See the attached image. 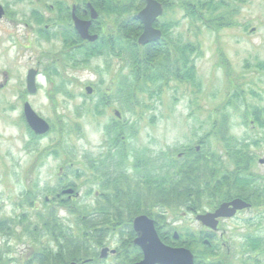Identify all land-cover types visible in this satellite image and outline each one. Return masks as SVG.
I'll return each mask as SVG.
<instances>
[{"label":"rangeland","instance_id":"rangeland-1","mask_svg":"<svg viewBox=\"0 0 264 264\" xmlns=\"http://www.w3.org/2000/svg\"><path fill=\"white\" fill-rule=\"evenodd\" d=\"M64 1L70 6L75 0ZM174 1V9L159 20L178 21L171 30L176 41L201 43L202 54L194 56L198 86L171 81L162 93H156L158 86L151 85L138 89L137 99L128 101L117 76L121 70L130 73V67L121 59L100 55L87 64H74L66 60L69 50L60 37H46L44 32L60 28L63 20L56 3L62 0H0L8 14L0 19V220L17 221L23 213L26 216L22 224H15L10 236L7 231L0 233V251L34 248L32 229L39 224L37 210L26 203L25 194L32 190L36 197L31 201L43 208L44 194L58 183L61 167L67 169L74 164L69 172L81 190L78 199L91 203L94 191L104 190L98 183H89V162L99 161L109 149L116 150L109 143V127H124V139L118 145L132 156L123 166L132 185L141 176L137 172L142 170V163L147 164L150 158L178 156L189 144L200 147L197 139L210 132L216 118L213 112L237 92L240 98L227 105L219 118L227 117L231 135L251 144L255 159L249 170L264 184V164L259 163L264 159V125L254 120L256 112L264 119V0H225L227 7L222 12L231 15L233 25L221 29H209L185 17L180 2L199 0ZM37 11L41 21L36 19L40 15ZM102 18L106 29L115 26L114 16ZM50 63L58 70L57 75L46 74L47 70L52 72ZM32 68L39 71L35 94H29L26 87ZM87 86L93 88L90 95ZM26 101L50 124L47 134L37 135L21 123ZM88 190H92L91 196H84ZM21 201L23 207L18 205ZM221 201L223 198L208 200L198 211L211 209ZM148 205L141 213L148 212ZM184 210L177 209L173 215L181 217ZM263 211L254 208L243 212L239 220L230 221L232 256L226 258L231 264H244L242 246L247 234L256 239L264 234ZM186 216L185 222L196 224L192 214ZM8 256L12 254L3 258Z\"/></svg>","mask_w":264,"mask_h":264},{"label":"trees","instance_id":"trees-1","mask_svg":"<svg viewBox=\"0 0 264 264\" xmlns=\"http://www.w3.org/2000/svg\"><path fill=\"white\" fill-rule=\"evenodd\" d=\"M102 16H114L116 22L114 27L105 28L97 25L96 33L98 38L94 42H87V47H77L75 53L68 54L67 61H73L74 64L86 63L94 56H112L119 58L124 66L130 67V73H124L123 70L117 76V80L122 90H126V99L135 101L138 89H149L151 85H157L156 93H162L171 81H178L197 85L195 55L202 54L200 42H178L171 36V30L178 25V21L168 20L160 23L158 20L155 25L163 32L162 39L158 42L149 43L145 46L138 44V37L143 32V22L137 17L138 12L145 6V0H89ZM164 6V14L174 9L176 1L158 0ZM87 3V0L84 1ZM180 7L185 12V17L191 22H202L209 29H221L233 25L231 15L226 11L227 3L225 0H199L197 2L182 1ZM70 18L69 13L64 14ZM37 21L41 17L37 15ZM69 29V27H67ZM72 28V27H70ZM61 32H44L47 38L51 36L60 37L66 48H71L74 44L82 42L75 29H69ZM78 51L80 53H78ZM82 54L79 59L78 55ZM128 65V66H127ZM52 72L46 71V74L57 75L58 70L53 68ZM198 86V85H197ZM57 89L58 86H55ZM60 90V88H58ZM232 96V95H231ZM238 92L232 96L225 105L213 112L215 119L212 122L210 132L197 139L200 144V150L189 144L184 147L182 156H168L155 158L154 171L147 173L142 177L145 179L144 185L149 187L154 197L155 203L162 204L167 211L175 213L177 209L183 207H198L208 200L216 201L220 198L230 200L240 197L251 201L254 204H261L264 201V184L262 180L252 175L249 168L255 157L250 150L251 144L246 140H240L231 135L228 126L229 119L219 118L227 105L235 103L239 99ZM54 99V98H53ZM101 113V112H99ZM254 120L262 126L263 118L259 112L254 113ZM264 115V114H263ZM21 123L29 130L24 117H21ZM124 127L119 124L113 125L107 129V134L111 135L109 143L112 145V152L109 149L106 157L99 159L98 163L93 160L89 162V169L93 170L90 175L96 177L112 205L104 207L99 206L92 209L90 214L87 209L76 207L75 215L96 216V217H134V215L143 211L142 207L135 204L134 193L130 186L128 176L123 171L121 161L126 159L127 151L121 150L119 142L124 138ZM221 136V137H219ZM176 149L175 152H177ZM226 154L227 156H224ZM160 159L161 161H156ZM100 163V164H99ZM80 177V172L76 175ZM90 179V177H89ZM141 179V180H142ZM106 182V183H105ZM138 186L141 185V181ZM107 184V185H106ZM120 185H126L120 188ZM92 190L87 194L91 195ZM26 203H34L32 190L25 194ZM210 202V201H209ZM35 204V203H34ZM147 212V211H146ZM149 212V210H148ZM37 223L49 226L46 232L52 234L54 221L45 225L46 219H40L36 214ZM26 217V216H25ZM46 217V216H43ZM57 216H53V218ZM82 223H85L82 221ZM95 224V221L91 223ZM35 224L32 234H38ZM6 226L0 222V233ZM251 242L245 243L242 247L253 250L264 249V237L252 238Z\"/></svg>","mask_w":264,"mask_h":264},{"label":"flooded vegetation","instance_id":"flooded-vegetation-1","mask_svg":"<svg viewBox=\"0 0 264 264\" xmlns=\"http://www.w3.org/2000/svg\"><path fill=\"white\" fill-rule=\"evenodd\" d=\"M84 1L75 0L70 6L64 0L56 3L60 11L59 16L63 20L59 24V30L56 32L65 31L69 27V29H75L79 34L73 19V15H76L82 20H91L89 32L97 34L96 22L104 26L102 14L94 7L98 13V17L92 19V4L89 0H87L86 4ZM63 2H66V4ZM52 7L54 8V5ZM3 8L5 13L0 19L8 16L7 9L4 6ZM37 12L40 14L39 11ZM67 13H69L70 18H66L64 15H67ZM38 16H41V14ZM45 27L47 29L46 25ZM80 38L82 39L81 36ZM87 42L90 41L82 39V42L68 48V53L77 52V50L73 51L77 47H87ZM78 53L80 52L78 51ZM180 154H183V152ZM130 155L127 153L126 159H122L121 161L123 171L124 161L132 157ZM181 156L179 155V157ZM103 157H106V155ZM95 162L98 163L97 160ZM259 163L264 164L260 162V159ZM69 165L70 167L67 169L64 166L60 168L58 183L51 187L49 194H44L43 205L45 206L43 208L40 205L36 206L37 201H33L35 204L32 203L31 205L32 208H36V214L41 216L40 219L47 220L45 225H49L50 222L54 221V232L52 234L46 232L49 226H44L43 220L42 224L39 223L36 226L39 231L38 234H32L35 244L33 245L34 248L3 249L0 251L1 264L2 260L3 264H167L171 257L180 254L181 251L174 253V255L168 254L166 256L165 249L156 244L151 226L147 222H142L140 226L135 225L136 218L142 215L152 220L154 231L163 246L177 250H189L193 256L192 264H231L229 259L226 258L229 255L232 256V248L229 241L232 240L234 234L230 229V221L239 220L243 212L251 211L254 208L264 210V201L261 204H254L244 199L250 204L249 207L238 209L232 216L216 218L217 224L215 227L205 224L198 218L202 214L215 213L223 203L234 199L232 198L230 200H223L218 204H213L214 206L211 209L203 212L195 210L194 207H184L185 210L182 216L176 217L172 211H167L162 204L155 203L154 197L151 194L152 189L150 190L149 187L144 185L146 181L142 177L154 171L155 168V158L153 157L150 158L147 164L146 162L142 163V170L140 169L137 172L139 175L141 174L138 182L130 185L134 193L135 204L140 207L149 204V212L138 213L134 217L99 218L89 215L78 217L74 213L76 207L87 209L86 211L92 214L94 212L92 209L99 206L107 207L112 205L113 202L106 199V194L100 190L94 191V200L91 203L78 199L81 196V190L76 185V181L70 178L69 169H73L74 164L70 163ZM92 171L90 170L89 173ZM133 171H136L135 168H133ZM89 181V183L93 182L96 185L98 179L90 175ZM139 181H141L140 186H138ZM98 186L101 185L98 183ZM122 186L120 185L121 189L125 188ZM70 189H72L71 193L68 192ZM84 196L89 197L91 195H88L86 191ZM18 205L23 207L24 202L21 201ZM62 211H65V216L61 215ZM187 214L194 216L196 224L193 223L194 221L188 224L183 220L187 218ZM55 215L57 216V220L56 217L53 218ZM25 218V213H23L22 218L17 221L13 219H1L0 222L6 226L7 236H10L12 231L15 230V224H22ZM251 220L253 219L251 218L246 221L250 222ZM82 221L85 223H82ZM94 221L95 224L92 225L91 223ZM26 229L27 227H25V233ZM253 236L247 234L243 245L246 242L250 243L253 240ZM260 236L264 237V234ZM38 245H41V247L38 248ZM242 253L246 256L243 260L244 264H264V249L253 250L244 248ZM8 254H12V257L8 256V260L4 259L3 257ZM185 255L187 257V254Z\"/></svg>","mask_w":264,"mask_h":264},{"label":"water","instance_id":"water-1","mask_svg":"<svg viewBox=\"0 0 264 264\" xmlns=\"http://www.w3.org/2000/svg\"><path fill=\"white\" fill-rule=\"evenodd\" d=\"M146 5L145 7L140 10L137 17L143 22V32L138 37V44L141 46L147 45L149 43L158 42L162 38V31L155 27V22L161 17L164 13V6L161 2L158 0H145ZM92 12V19H96L98 17L97 11L91 7ZM5 13L3 6L0 4V17L3 16ZM73 19L75 22V26L77 31L79 32L82 39L94 42L97 38V34H91L89 32V28L91 26L92 21L88 20H82L76 15H73ZM37 76H38V70L37 69H29L26 77V87L29 94H35L38 91L37 86ZM86 90L89 94L92 93L93 88L91 86H87ZM24 116L27 121L28 126L31 128V130L37 134V135H44L47 134L50 131V124L45 120L42 116H40L35 109L32 107L30 102L26 101L24 102V108H23ZM117 116H120V113L118 111L115 112ZM199 150L200 147H197ZM261 163H264V159L260 160ZM68 192H72V189L68 190ZM250 204L247 203L242 198H234L230 202L223 203L218 210H216L215 213H207L199 215L198 218L203 221L205 224L215 227L217 224V221L215 220L218 217L223 216H232L238 209H243L245 207H249ZM142 222H147L155 235V241L156 244L159 245V247L164 248L165 255L173 254L180 252V254H177L176 256L171 257L168 260L167 264H192L193 263V256L189 250H177L172 249L169 247L163 246L157 235L154 231V226L152 223V220H150L147 216L142 215L135 220V225L140 226L142 225ZM187 254V257L186 255Z\"/></svg>","mask_w":264,"mask_h":264}]
</instances>
